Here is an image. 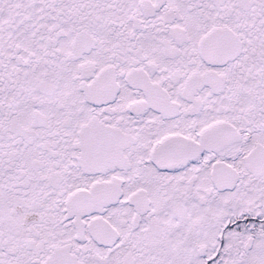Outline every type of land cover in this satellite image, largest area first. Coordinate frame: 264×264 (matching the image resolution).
I'll list each match as a JSON object with an SVG mask.
<instances>
[{
    "label": "snow or ice",
    "instance_id": "6c2138e0",
    "mask_svg": "<svg viewBox=\"0 0 264 264\" xmlns=\"http://www.w3.org/2000/svg\"><path fill=\"white\" fill-rule=\"evenodd\" d=\"M0 264H264V0H0Z\"/></svg>",
    "mask_w": 264,
    "mask_h": 264
}]
</instances>
